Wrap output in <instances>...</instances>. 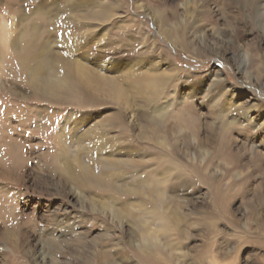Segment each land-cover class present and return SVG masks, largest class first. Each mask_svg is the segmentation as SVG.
<instances>
[{
    "label": "rangeland",
    "instance_id": "rangeland-1",
    "mask_svg": "<svg viewBox=\"0 0 264 264\" xmlns=\"http://www.w3.org/2000/svg\"><path fill=\"white\" fill-rule=\"evenodd\" d=\"M41 1L0 0V264H151L150 258L136 248L137 242L129 244L128 225L116 220L113 211L97 201L101 197L106 201L103 195L110 193L117 202L133 208L142 199L120 190L111 193L109 186L108 190L87 193V203H82L73 195V186L64 185L55 174L59 131L67 116L78 112L115 115L116 107L91 98L92 105L79 106L73 88L66 90L67 101L54 103L26 86L24 50L14 48L13 43L24 26L31 34L33 24H47L49 17L44 13L30 17ZM236 1L103 0L100 9L102 15L108 12V44L109 40L120 41L122 55L143 52L141 57L146 60L145 50L151 51L155 42L154 54L163 58L165 68H178L172 83L159 88L163 95L148 111V119L137 124L128 115L127 136L132 141L140 131L152 132L151 121L157 120L160 125L159 139L164 144L136 141L134 137L139 155L167 161L173 160V154L179 163L197 162L196 175L188 169L191 189L190 194H183L188 201L182 210L190 215V222L212 217L219 220L211 248H220L222 264H264V29L259 23L264 0H253L245 8ZM23 15L28 18L24 26L20 23ZM237 24L245 34L235 41ZM45 37L46 33L42 39ZM135 37L147 43L136 47L131 42ZM244 52L247 60L241 66L238 55ZM216 77L223 82L210 85V78ZM202 83L205 89L194 94L193 88L198 89ZM232 95L238 96L234 114L250 112V122L239 117L236 123L226 124L230 116L224 115L223 105ZM70 98L74 101L71 104ZM132 99L139 102L135 96ZM169 102L171 105L157 116L158 106ZM115 125L101 129L115 136ZM207 128L215 141L206 146L208 154L201 163L196 149L201 139L205 142ZM184 134L189 138V153L181 140ZM166 166L169 168L170 162L158 169ZM114 168L126 177L141 172L123 164ZM211 172L218 174L213 178ZM145 177L150 178L149 173ZM212 181L219 184L228 201L227 213L214 199L213 188L209 187ZM172 184L175 181L169 183L166 196ZM203 233L202 228L191 231L188 252L194 255L195 249L197 254L206 249ZM118 248L124 255L116 254L114 249ZM103 252L110 258L103 261ZM125 255L130 260L121 259ZM164 262L161 258L154 260V264Z\"/></svg>",
    "mask_w": 264,
    "mask_h": 264
},
{
    "label": "bare ground",
    "instance_id": "bare-ground-1",
    "mask_svg": "<svg viewBox=\"0 0 264 264\" xmlns=\"http://www.w3.org/2000/svg\"><path fill=\"white\" fill-rule=\"evenodd\" d=\"M252 2L253 0H237L236 5L245 8L251 6ZM102 5H104L103 0H52L51 2L43 0L37 4L36 13L30 14V17L34 14L44 13L49 17L47 24L44 27L37 23L33 24L31 34H28L26 26H24L28 18L23 15L24 18L20 20V23H23L24 30H21L22 33H19L18 39L13 43L14 48L19 46L24 50L25 84L32 93L51 102L60 103V101H67V98L64 97L68 93L66 90L73 88L77 93L75 99L80 100L77 104L79 106L92 105L91 98L100 103L108 102L116 107L115 115L102 112L103 114L90 116V114L78 112L70 113L67 116L59 131L57 152L59 166L55 162V174L64 180V185L73 186V195L82 203H87L88 194L92 195L101 188L108 190L109 186L112 189L111 193H118L120 190L131 197L136 196L142 199L141 202L134 204L133 208L126 205V202H117L113 196L108 195L110 193L103 195L106 201L101 196V199L97 201L103 202L101 205L111 209L116 220L128 225L130 229L129 244L137 242L136 248L142 255L150 258L148 261L151 264H154V260L157 258L164 260L165 264H222L224 257L222 258L223 254L220 248H211L213 246L211 243L218 233L219 220L212 217L206 221L190 222V215L182 210L184 203L188 201L183 197V194L188 195L189 189H191V176L188 169L196 175L198 163L194 160H189L185 164L179 163L173 154V160L161 157L167 161L162 159L156 161L154 157L147 158L139 155L140 150L137 143L133 142L134 137L136 141H158L164 144V140L159 139L161 133H158L160 125L157 120L149 123L152 132L140 131L133 137V141L127 136L128 115L131 120H136L137 124L148 119V111L163 95V89L161 92L158 91L159 88L172 83L178 68L172 65L165 68L163 58L154 54L155 42L152 43L151 51L145 50L144 58L146 60L141 57L143 52L139 55L133 53L122 55L119 52L120 41L109 40L108 44L107 22L109 18L108 12L106 15L101 14ZM260 11L259 23L264 29L262 7ZM98 27L101 28V31L96 30ZM237 27L239 31H234L235 41L245 34L239 24ZM45 33L46 37L42 39ZM164 33L168 36L166 29ZM132 39L131 42L136 47L144 46L147 43L142 38ZM147 47L149 48V46ZM246 54L244 52L238 55L241 66L247 60ZM209 81L207 80L212 86L223 82L218 77L210 78ZM210 85L206 92L209 91ZM205 87V84L202 83L198 89L193 88L194 94L201 92ZM149 90L152 91L150 92L151 99L146 97ZM133 96L137 97L139 102L133 100ZM72 98H70L69 104L74 102ZM237 98V95H232L231 99L225 101V105H223L224 115L230 116L226 124L228 122H230L229 125L236 123L239 117L251 121L250 112L240 114V110V115L234 114L236 107L234 102ZM170 105L169 102V104L158 106L156 115L159 116ZM144 109L146 112L143 111ZM116 121H118L117 125H115ZM108 124L115 125L113 129L118 135L111 136L109 133H104L101 128ZM204 134H207L205 142L201 139L196 149L201 163L205 162L208 154L205 150L206 146L212 145L215 141V137L211 135L208 128ZM187 138V134H184L181 140L189 153L190 145H188ZM31 141L33 140L31 139ZM182 155L185 156V154ZM169 162V168L166 166L162 170L158 169ZM120 164L136 171L140 168L141 172L126 177L123 171L120 174L119 169L114 168V165ZM181 167H184L185 170ZM146 173H149L150 178L145 177ZM216 174L218 172H213L212 177L215 178ZM173 181L175 184L169 187V196H166L168 185ZM210 186L213 188L212 192L215 194L216 203L219 204L221 210H224L223 213H227L229 210L228 201L220 192L219 184L212 181ZM94 197L96 196L94 195ZM115 206L120 208H115ZM196 228L204 230L203 235L206 237H202L207 239V247L199 254L195 249L193 255L190 251L188 252L189 248L186 243L192 240L191 231ZM114 250L116 254L117 252L123 253L119 248ZM104 255L103 252L101 257L103 261L110 258L107 254V257ZM121 259L130 260L126 258V255ZM128 264L133 263L130 261ZM231 264L237 263L234 261Z\"/></svg>",
    "mask_w": 264,
    "mask_h": 264
}]
</instances>
